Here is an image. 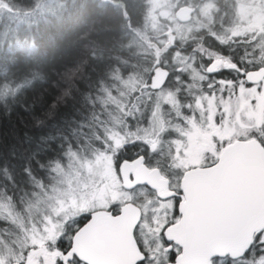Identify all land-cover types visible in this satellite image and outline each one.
I'll return each mask as SVG.
<instances>
[{
    "label": "snow or ice",
    "instance_id": "snow-or-ice-1",
    "mask_svg": "<svg viewBox=\"0 0 264 264\" xmlns=\"http://www.w3.org/2000/svg\"><path fill=\"white\" fill-rule=\"evenodd\" d=\"M91 5L57 70L20 26L67 0H0V110L31 117L0 141V264H264V0Z\"/></svg>",
    "mask_w": 264,
    "mask_h": 264
},
{
    "label": "trees",
    "instance_id": "trees-1",
    "mask_svg": "<svg viewBox=\"0 0 264 264\" xmlns=\"http://www.w3.org/2000/svg\"><path fill=\"white\" fill-rule=\"evenodd\" d=\"M84 2L85 0H77L76 8H78L79 5ZM87 2L89 4V8L83 16H80L77 13L76 8H73L72 0H67L68 11L64 13L62 21L56 22L53 19V23L51 25H45L41 23L38 33L36 28L31 29V32H29L25 25H21V37L23 38V36L30 34L36 35L37 44L39 45L41 52L47 51L50 56L55 53V64L58 67L57 70H59L60 65L69 63L79 56L81 49L77 45V42L79 41L80 37L84 35L85 31L88 30L86 21L90 22L91 20H96L97 27L95 31L97 32L100 31L101 27L108 26L106 21L101 22L95 17L91 0H87ZM18 3L26 4L27 0H18ZM8 16V13H3V19L0 20V24H10L12 27H15V21L8 19ZM91 39H94L103 45L108 42L109 37L104 34H94L91 36ZM18 55L22 56V54ZM89 65L90 66L84 67L82 69L84 73L83 79L85 82H87L89 76L93 75L94 71L99 70L94 64H92L91 61L89 62ZM55 94L56 93L51 88L47 87L35 94L32 99H36V97L43 95V101L36 100L38 104L37 113L42 111L43 105L49 102L50 97ZM75 103V101L69 100L67 102V107H61L55 116L51 118L49 125L52 123H57L70 116L73 112V106ZM21 119H23L29 125L31 124V117L22 110H14L10 115L0 110V141L7 140V142H11V132L13 128L22 127L20 123ZM47 130L49 129H45V131Z\"/></svg>",
    "mask_w": 264,
    "mask_h": 264
}]
</instances>
